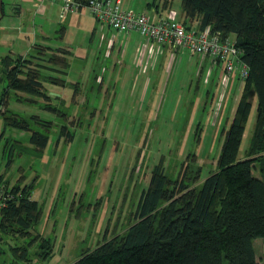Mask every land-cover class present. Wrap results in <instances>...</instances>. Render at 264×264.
Wrapping results in <instances>:
<instances>
[{
    "label": "rangeland",
    "instance_id": "obj_1",
    "mask_svg": "<svg viewBox=\"0 0 264 264\" xmlns=\"http://www.w3.org/2000/svg\"><path fill=\"white\" fill-rule=\"evenodd\" d=\"M172 6L181 11L180 0H172ZM177 17L183 19L179 14ZM67 26L70 32L65 40H70L74 49L80 44L91 48V52L96 49L97 39L90 43L80 28L79 31L73 24ZM110 29L108 35L116 33ZM60 40L56 37L52 42L60 44ZM39 47L40 53H35L42 58L31 60L30 65L44 77H64L68 82L62 98L54 91L60 86L45 82L51 104L67 116L43 109L46 101L42 97L17 92L24 101H16L10 94V109L22 115H38L54 124L40 157L29 152L34 148L29 141L31 131L0 129V174L7 187L17 180L21 186L32 182L31 197L41 204L37 231L53 240V252L43 261L33 255L36 243L32 244V263L73 264L82 251L123 234L136 221L140 194L147 188L155 165H160L172 179L179 176L182 164L190 163L193 169L200 167L199 179L192 186L216 170L224 140L221 130L231 122L241 86L235 73L223 85L222 64H216L215 81L206 85L185 60L170 72L163 63L141 76L135 68L117 70V75L109 69L103 73L104 80L99 81L94 75L103 72L104 64L109 65L103 52L84 59L66 56L70 77L63 76L62 63L48 61L51 54L62 56L48 44ZM9 57L11 62L15 59ZM4 58L0 59V74ZM145 77L150 80L146 90L139 85ZM5 84L0 81V95ZM249 99L251 110L239 157L246 154L257 116L254 91ZM0 109L7 106L2 104ZM62 124L73 132L72 140H58ZM0 125L3 126L2 118ZM256 157L253 174L263 179L264 153ZM0 244L7 250L0 257L7 259L8 264V245ZM254 248L258 264H264V238H255Z\"/></svg>",
    "mask_w": 264,
    "mask_h": 264
},
{
    "label": "trees",
    "instance_id": "obj_2",
    "mask_svg": "<svg viewBox=\"0 0 264 264\" xmlns=\"http://www.w3.org/2000/svg\"><path fill=\"white\" fill-rule=\"evenodd\" d=\"M181 9L184 20L197 21L195 28L233 35L242 51L241 59L248 65L245 79L234 72L241 86L240 96L228 128L221 130L224 140L217 168L192 186L199 179L200 167L182 164L179 176L172 179L155 165L147 188L140 194L136 221L123 234L82 251L73 264H258L254 239L264 238V177L253 174V163L264 153V0H181ZM38 49L37 44L27 57L15 56L11 62L6 56L2 60L0 80L6 84L0 106L5 104L7 109H0V118L4 128L31 131L29 141L34 148L29 152L40 157L54 122L8 107L10 94L16 101H24L17 92H27L46 101L43 109L67 116L51 104L45 82L56 86L68 83L62 77H44L30 65L31 60L42 58ZM54 50L62 57L51 54L48 61L62 63L65 74L69 51ZM251 91L257 96V116L246 154L239 157L251 110ZM61 137L69 141L73 138L65 124L60 126L58 140ZM3 178L0 174V186H6ZM17 181L9 187L13 197L0 211V242L8 245V264H33L29 247L36 243L33 255L44 261L52 255L53 240L37 231L42 207L31 197L33 183L21 186ZM5 252L0 244V255ZM6 261L0 257V264Z\"/></svg>",
    "mask_w": 264,
    "mask_h": 264
},
{
    "label": "crops",
    "instance_id": "obj_3",
    "mask_svg": "<svg viewBox=\"0 0 264 264\" xmlns=\"http://www.w3.org/2000/svg\"><path fill=\"white\" fill-rule=\"evenodd\" d=\"M120 1L123 7L144 12L151 20L166 16L169 10H174L177 16L179 14V17L180 15L183 17L182 9L181 11L173 9L172 0ZM60 5L61 0H0V59L6 56L27 57L34 53L35 45L48 44L54 49L62 48L69 51V59L72 56L84 59L93 56V53L97 55V53L103 52L110 66L104 64L101 67L103 72L94 75V78L99 81L104 80L103 73L105 74L109 69L116 74L117 70L122 71L127 67L128 69L135 68L138 76H141L147 74L149 69L155 70L163 63L164 68L170 72L175 66L182 65L183 60L194 67L197 77L201 78L204 84L211 85L215 81L214 75L217 67L206 57L192 54L184 48L156 45L147 36L138 32L116 31L113 33L111 31V35H108V31L112 29L108 25L98 22L86 7L70 12L64 19H60ZM183 21L190 27H196V20L181 19V22ZM67 24L70 27L73 24L78 30L80 28L81 33L85 34V40L88 37L90 43L97 39L96 49H92L91 52V48H87L84 44H80L74 49L70 40H65L67 32H70ZM56 37L62 39L60 44L52 42ZM67 68L63 76H69ZM235 76L237 79V74ZM62 78L65 80L64 77ZM142 79L143 82L139 85L146 90L150 80L146 77ZM136 83L137 86L138 82ZM60 87L59 90L54 89V91L58 92V97L62 98V90L65 89V86ZM206 93L208 94V92ZM0 129L3 130L4 127L0 125Z\"/></svg>",
    "mask_w": 264,
    "mask_h": 264
},
{
    "label": "built area",
    "instance_id": "obj_4",
    "mask_svg": "<svg viewBox=\"0 0 264 264\" xmlns=\"http://www.w3.org/2000/svg\"><path fill=\"white\" fill-rule=\"evenodd\" d=\"M52 1V0H50ZM86 7L100 23L118 32H138L147 36L156 45L184 48L192 54L208 58L214 65L222 64L223 85H227L235 71L241 79L248 74V65L241 59L242 51L231 36H221L209 28H187L174 10L157 20L140 11L122 6L120 0H61L60 19L70 12ZM13 197L9 187L0 186V211Z\"/></svg>",
    "mask_w": 264,
    "mask_h": 264
}]
</instances>
